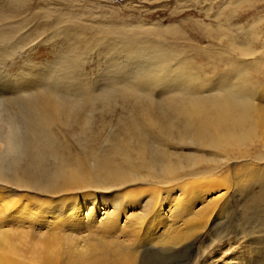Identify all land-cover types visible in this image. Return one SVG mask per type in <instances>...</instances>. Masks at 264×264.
<instances>
[{
	"label": "rangeland",
	"instance_id": "obj_1",
	"mask_svg": "<svg viewBox=\"0 0 264 264\" xmlns=\"http://www.w3.org/2000/svg\"><path fill=\"white\" fill-rule=\"evenodd\" d=\"M240 101L264 113V0H0V125L17 112L28 146L19 165L27 164L30 148L38 159L28 171L30 188L6 178L0 187L22 203H46L49 221L68 213L62 258L75 243L94 260L128 254L127 264L144 254L156 264H264L252 239L263 233L238 231L244 207L237 193L224 218L193 234L185 254L166 257L151 239L174 222L182 228L175 216L202 193L195 182L221 180L224 171L230 179L234 171L252 176L236 165L264 164L263 127L235 141L226 137L238 129L230 117L222 130L206 124L211 113ZM107 156L131 166L125 176L106 186L65 183L62 166L92 171ZM249 180L239 186L247 195L257 190ZM217 192L206 193V201ZM77 200L82 217L74 222L69 213ZM93 202L98 213L89 219ZM50 227L36 223V238Z\"/></svg>",
	"mask_w": 264,
	"mask_h": 264
},
{
	"label": "bare ground",
	"instance_id": "obj_2",
	"mask_svg": "<svg viewBox=\"0 0 264 264\" xmlns=\"http://www.w3.org/2000/svg\"><path fill=\"white\" fill-rule=\"evenodd\" d=\"M232 103H234V100ZM241 103L240 104L237 103V105L232 104V107L230 106L231 108L229 107L230 110L228 111H221L222 109L217 110V112L215 113H211L210 111H207V112H210L211 114L210 116H207L206 124H208L209 126H214L216 129L222 130V129H225V127H228V126H225V125L222 126V125L225 122V119H227L226 117L227 116L230 117L231 118V121L229 123L230 127L231 126L232 128L236 127L235 129H237L238 127V129L236 131L230 130V133H229L230 136H227L226 134V137L228 138V140L234 139L235 141L241 140V139L243 140V138H245L250 132L249 130L252 131V128L256 125H259L261 126V128L262 127L264 128V113L260 111L261 109L260 108L252 109L247 103H242V104ZM228 106H226L227 109H229ZM16 113L10 114L8 117L4 119V122H2V125H0V129H1L0 142L4 148V150L3 148L0 149V181L4 182L3 179L6 178L7 180H9V183H12L14 185H19L22 188H25V187L30 188V184H29L30 181L29 180L27 181L29 177L28 171L29 170L33 171V165L36 163L35 160L38 161V159H36V157L34 156L33 150L30 151L31 149L30 148L28 150V158L29 160L30 158H33V161H31L32 163L29 162L28 160L25 166L19 165L20 161H19L18 155L21 154L24 156L25 148H27L28 146L23 145L24 135L20 134L21 123L19 122L20 118L19 117H18L19 119L17 118ZM189 114L190 112L188 113V115ZM198 118L196 119L193 117V119H196L198 123H201L198 120ZM202 119L204 120V118ZM205 125L204 127H206ZM257 128H260V127H257ZM229 129L227 128V131ZM204 135L208 136V134H204ZM224 140H226L225 136H224ZM32 143H33V140L28 141V144L32 145ZM7 155L14 156L10 158V159L13 158L14 160L11 164H9V161L7 162ZM108 157L109 156L105 158L98 157L97 168L92 171L90 168H84L82 166L83 168H74L72 169L73 171L70 170V171L65 172L66 165L62 167L60 165V167L63 170V176L65 178V183H67V185H78V184L80 185L81 184L82 188H85L87 186H92V185L94 186L95 184H98V185L103 184L104 182H107V180H110V179H118V178L120 179V177L125 176V173H127L126 171L127 167L131 168V166L124 165V164H114L115 162L113 163ZM25 160H26V157H25ZM80 163L82 164L83 162H80ZM257 163H258L257 165H254V168H252V166L248 164L247 166H243L242 164V166L237 167L236 165L235 167L236 170H238L239 168H243V167L249 168V170L250 171L252 170L251 172L254 173L252 176L244 175L241 177L239 176L238 171H234V174L232 175L230 179V178H227L226 176L228 171L226 172L224 171V175L221 180L214 179V178L212 179L208 178L206 180H200L199 183L197 182L198 184L194 181L195 182L194 184H196L195 187L197 188V186H199L197 190H199L200 188L202 193H200V195H197L198 196L197 200H196V196L192 195L187 201L188 203L179 210V214H176L175 217L178 218L179 221H181L182 228L180 226H179L180 228H178L177 224L174 222V225H175L174 227H170V228L166 227L162 231V234L160 236H155L151 238L153 240V243L159 246V249L160 251H162V254L166 255V257L175 256L176 254L181 256L185 254L186 252H188L189 250H191L195 244V241L192 243L188 241L190 238H192L193 234H198L199 232L204 231V229H206L208 225L210 224V222L213 221L215 218L216 219L218 218L221 219L222 217L224 218V216L226 215L224 213H226L228 210L226 208L225 203L230 201L229 197L231 196L230 195L231 193H232V196L234 193H237L239 200L242 201L241 206L244 207V209L242 210L243 213L241 215L240 214L236 215L237 216L236 220L239 223L237 224L240 227L238 231L240 230L242 232L246 231L248 235L249 234L251 235L253 232H256V231L262 232L264 234V164L263 165L259 164L260 161H257ZM37 164L39 165L38 162ZM69 164L70 163H68V165ZM11 165L12 167L14 166V169L12 168L13 174L10 177H7L5 173H6V170H8L11 167ZM19 172L21 173V175ZM106 176L108 177L106 178ZM40 178L42 179L43 176H41ZM246 179H250V180L252 179L251 185L257 188L256 192H254L251 195H247L249 190L243 189V187L239 188L241 184H244ZM106 184H103V185L106 186ZM195 187H193V189ZM215 190L218 191L217 194H215L214 197L206 201V198H205L206 193H209ZM9 196L7 197L5 195V190H3L0 187V264H127L128 262H130L131 259L129 255L127 254L126 256L123 254V257H121L119 254V251L117 252L113 251L115 252L113 254L116 255L114 257L117 258L114 262L111 261L112 259L108 260L105 257L99 258L98 260H94L93 255L87 257L85 254H82L84 252V247L80 244H75V243L72 244V249L69 251V253L68 251L66 252L68 253V256L65 255L66 257L62 258V254H64V252L60 253L58 251V244H60L61 242L60 233L65 229L62 222L67 219L68 213H65L64 215L58 214L55 220L52 219L51 221H49L48 220L49 216L46 215L48 213V208L44 207L46 203L41 202L37 204L35 203L32 204L31 202H28V201L27 202L24 201L26 203H22L21 199L19 200L13 197L9 198ZM154 197L156 198V196ZM23 199L24 198H22V200ZM196 201L197 202L199 201L202 204L198 209H195L193 207V204ZM155 202H157L156 199H155ZM222 202L224 203L222 204ZM93 203L94 205H91L87 207L86 209V217L89 219L94 218L96 214L98 213L97 212L98 209L95 206V202ZM24 204L25 205L28 204V206L29 204L36 205L35 206L36 208L34 209V208H31L30 206L26 207L24 206ZM76 204H79L78 200L74 205V207L76 208V211H71V213H69V216L71 217V219H74V222H76V220L81 219L82 217L81 206L76 205ZM227 207L229 206L227 205ZM25 210H27L28 213L25 216H23L21 212L26 213L27 211ZM119 213L120 212H115V214L111 216L110 218L111 220L110 221L108 220L110 224L107 223L108 225H106V228L111 229V227L113 226L112 224L114 225L116 224V218L118 217ZM43 221L48 222V224L51 223V227L48 228V230H46L45 233H43V236L36 238L37 235L35 234L34 226L36 223L43 222ZM246 223H247V226H245ZM251 224H255L257 228L255 226H251ZM250 227H252V229ZM247 228H250V229L247 231ZM255 228L257 230H254ZM150 232L152 233L154 231L152 230ZM263 234L258 237H254V238L252 237V239L258 244L257 250L259 254L261 255L260 257L261 262L262 260L264 261V236ZM217 236H220V235L217 234ZM55 248L57 249V251L54 250ZM155 259L156 258L151 254L150 255L144 254L141 257L139 264H156L154 262Z\"/></svg>",
	"mask_w": 264,
	"mask_h": 264
}]
</instances>
